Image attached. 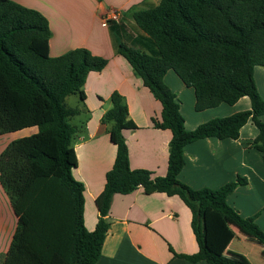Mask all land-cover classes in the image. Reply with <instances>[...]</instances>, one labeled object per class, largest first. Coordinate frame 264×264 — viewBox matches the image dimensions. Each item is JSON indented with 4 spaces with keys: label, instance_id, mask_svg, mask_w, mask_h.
<instances>
[{
    "label": "trees",
    "instance_id": "obj_1",
    "mask_svg": "<svg viewBox=\"0 0 264 264\" xmlns=\"http://www.w3.org/2000/svg\"><path fill=\"white\" fill-rule=\"evenodd\" d=\"M131 13L148 47L126 43L129 29L122 20L107 21V26L117 53L162 104L160 119L152 122L156 129L172 132L168 172L154 177L150 171L131 169L124 132L138 128L125 98L115 92L101 122L117 154L96 200V229L89 232L85 186L73 176L79 132L71 121L81 111L66 100L79 95L84 103L89 74L101 73L108 60L85 48L52 58L47 18L12 0H0V137L37 130L12 141L0 154V185L18 219L0 264H96L110 229L113 197L139 188L146 195L177 196L190 209L198 252L177 257L191 263L250 264L243 257L226 256L234 237L227 218L264 246L256 218L241 216L227 202L248 184L246 179L239 177L218 190H195L179 180L188 145L209 138L237 141L250 121L259 131L252 147L264 161V99L255 81V69L264 68V0H161ZM170 70L195 90L197 112L234 106L246 97L251 109L188 131L177 96L165 83Z\"/></svg>",
    "mask_w": 264,
    "mask_h": 264
},
{
    "label": "crops",
    "instance_id": "obj_2",
    "mask_svg": "<svg viewBox=\"0 0 264 264\" xmlns=\"http://www.w3.org/2000/svg\"><path fill=\"white\" fill-rule=\"evenodd\" d=\"M12 1L47 18L52 32L49 43L52 58L85 48L94 56L108 60L101 73L89 74L83 89L85 102L79 95H73L80 99L73 109L81 111L71 121L79 132L74 147L78 167L73 176L85 186V226L89 232H94L99 218L96 200L104 191L106 176L113 168L117 154L108 128L101 122L111 108L109 100L115 92L125 98L129 117L138 128L124 132L131 169L150 171L154 177H165L168 172L172 132L156 129L152 122L160 119L162 104L135 75L129 62L117 53L107 26L108 14L112 10L119 11L121 20L129 29L126 43L138 48L141 45L148 47L131 11L157 6L161 0ZM255 81L264 99L263 67L255 69ZM165 83L177 96L188 131L212 119L251 109V101L246 97L234 106L222 104L197 112L195 90L186 86L173 70L167 73ZM261 120L264 122V116ZM32 130L31 134L37 132ZM258 134V129L250 121L241 130L237 141L209 138L188 145L184 151L186 165L179 180L195 190H218L239 177L246 179L248 184L238 187L227 202L241 216L256 218L257 225L264 231V161L262 154L252 147ZM8 135L0 137V154L12 141L27 137L20 134L4 141ZM0 189V259H3L10 249L18 219L1 185ZM226 222L234 234L226 256L243 257L250 264H264V246L240 230L233 220L227 218ZM108 223L110 229L96 264H208L191 263L175 256H192L198 252L192 213L177 196L146 195L143 188L129 195H115Z\"/></svg>",
    "mask_w": 264,
    "mask_h": 264
},
{
    "label": "rangeland",
    "instance_id": "obj_3",
    "mask_svg": "<svg viewBox=\"0 0 264 264\" xmlns=\"http://www.w3.org/2000/svg\"><path fill=\"white\" fill-rule=\"evenodd\" d=\"M80 102V99H79V97L78 96H71L69 99H68V101H67V104H68V106L69 107H72V108H74V107H77L78 106V103ZM72 124L74 123V121L73 122H71ZM34 131L32 130V131H30V130H24V131H21V132H18V133H15V134H9L8 136H6L5 137V139H4V141H7L8 139H13L14 137H16V136H19L20 134H22L21 136H29L31 133H33ZM3 140V139H2ZM0 191H1V189H0Z\"/></svg>",
    "mask_w": 264,
    "mask_h": 264
},
{
    "label": "built area",
    "instance_id": "obj_4",
    "mask_svg": "<svg viewBox=\"0 0 264 264\" xmlns=\"http://www.w3.org/2000/svg\"><path fill=\"white\" fill-rule=\"evenodd\" d=\"M121 19H122V15L117 10H112L107 16V21H113L118 23L121 21Z\"/></svg>",
    "mask_w": 264,
    "mask_h": 264
}]
</instances>
